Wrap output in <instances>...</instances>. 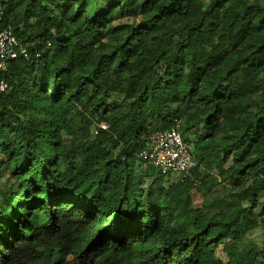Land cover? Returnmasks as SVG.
I'll return each instance as SVG.
<instances>
[{"label":"trees","instance_id":"trees-1","mask_svg":"<svg viewBox=\"0 0 264 264\" xmlns=\"http://www.w3.org/2000/svg\"><path fill=\"white\" fill-rule=\"evenodd\" d=\"M4 29L0 264H264V0H0ZM176 124L197 187L141 166Z\"/></svg>","mask_w":264,"mask_h":264},{"label":"built area","instance_id":"built-area-1","mask_svg":"<svg viewBox=\"0 0 264 264\" xmlns=\"http://www.w3.org/2000/svg\"><path fill=\"white\" fill-rule=\"evenodd\" d=\"M17 42L11 31H0V69L6 70L8 61L17 57L15 47ZM26 55L25 49L20 50ZM0 89L3 85L0 84ZM105 129L104 125H100ZM149 146L139 152L138 157L142 167H153L161 174H170L183 180H190L194 186L199 185V180L192 176L194 166L190 146L183 140L178 124L167 129L152 132L148 137Z\"/></svg>","mask_w":264,"mask_h":264},{"label":"rangeland","instance_id":"rangeland-1","mask_svg":"<svg viewBox=\"0 0 264 264\" xmlns=\"http://www.w3.org/2000/svg\"><path fill=\"white\" fill-rule=\"evenodd\" d=\"M264 199V198H262ZM200 202V196H195V204ZM246 240L251 241L258 247H261L264 241V228L259 227L255 230H252L246 235Z\"/></svg>","mask_w":264,"mask_h":264},{"label":"clouds","instance_id":"clouds-1","mask_svg":"<svg viewBox=\"0 0 264 264\" xmlns=\"http://www.w3.org/2000/svg\"><path fill=\"white\" fill-rule=\"evenodd\" d=\"M156 170V169H155ZM157 171V170H156ZM159 172V171H158Z\"/></svg>","mask_w":264,"mask_h":264}]
</instances>
